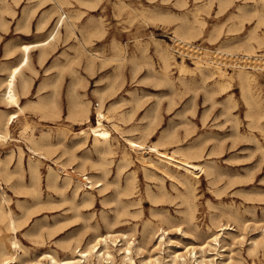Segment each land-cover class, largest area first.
Instances as JSON below:
<instances>
[{"label": "rangeland", "instance_id": "374dc122", "mask_svg": "<svg viewBox=\"0 0 264 264\" xmlns=\"http://www.w3.org/2000/svg\"><path fill=\"white\" fill-rule=\"evenodd\" d=\"M6 1L11 8L0 7V130L2 118L15 110L18 115L0 139V191L7 194L17 229L2 221L0 235L7 241L18 237L17 263L51 250L64 256L71 252L63 247L67 240L112 229L133 240L132 264L160 249L167 257L168 251L199 248L213 233L220 234L218 250L232 255L231 264H264V1L64 0L62 6L57 0ZM61 11L75 22L73 29L61 26L44 59L40 48L32 50L22 109L8 104L2 80L19 61L20 44L44 38ZM43 15L48 23L38 28ZM248 41L256 54L236 55L249 58L222 50ZM213 59L223 60L225 76ZM241 63L250 71L248 83L238 76ZM17 86L22 90L21 76ZM83 100L92 122L100 103L112 115L105 119L112 152L102 155L92 133L80 134L88 129ZM29 134L41 136L45 154L30 149ZM127 136L158 143L176 158L200 153L192 159L205 171L195 176L156 151L131 149ZM30 157L38 161L36 184ZM62 163L74 179L64 186ZM50 167L59 172L61 186L48 184ZM83 172L104 175L105 186L83 184L75 193L76 175ZM187 174L189 187L182 181ZM254 239L260 243L252 250ZM140 244L142 251L135 247ZM113 250L114 264H121L120 250ZM221 258L216 255L217 264Z\"/></svg>", "mask_w": 264, "mask_h": 264}, {"label": "bare ground", "instance_id": "6f19581e", "mask_svg": "<svg viewBox=\"0 0 264 264\" xmlns=\"http://www.w3.org/2000/svg\"><path fill=\"white\" fill-rule=\"evenodd\" d=\"M260 1L262 2L264 0H260ZM63 2H64V0H57V3L60 4L61 6H62ZM0 7H1V9L6 10V9H10L11 5L5 0V2H3V4ZM3 14H4L3 12L0 13V18L2 19V21H4V15ZM29 15H30L29 13H26L27 17H29ZM48 15H49V13H48ZM75 15L76 14L74 12L70 13L71 17H74ZM68 16L69 15L67 13L64 14V12L61 11L59 13V16H58L55 24L53 25L51 30L48 32V34L44 38L39 39V40H35V41L23 42L20 44V49L22 50V55H21L19 61H17L16 63H14L12 65H9V71L3 77V80H2V83L4 85L3 98L8 104H11V105L15 104L20 109H22V105L20 104L21 94L27 93L29 90V79L26 76H24V68L26 66H28L30 63L31 52L33 49L40 48V53H39L40 54V56H39L40 60L44 59L46 52L48 51V50L46 51L47 46L50 45L53 42V40L56 38V36L59 34L61 26H63L65 23L69 30L73 29L75 22L72 19H69ZM67 17H68V19H67ZM47 23H48V18L46 15H43L39 19L37 27L42 28V27L46 26ZM177 37L180 38L181 40L186 41L183 33L177 32ZM254 39L256 40V42H258L259 46L263 44V39L260 36H256ZM80 41L82 42V40H80ZM83 45H85V44H83ZM223 49H225L224 51L228 55H230V57H233V56L237 57L238 56V57H247V58H249L252 53L256 54V50H257L256 45L253 44L251 41L246 42L243 46H228L226 48H222V50ZM222 50H220V51H222ZM241 50H244L245 53H249L250 55L246 56L243 53L236 55L237 54L236 52L241 51ZM7 51H8L7 53L12 52V47H9L7 49ZM95 54H97V53L95 52ZM216 61L214 60V62H216L217 64L213 65V67H215V69L221 74V76L222 75L225 76L226 75V72L224 71L225 69L220 64L221 62H223V60L219 59ZM197 63H199V65H200V62H197ZM244 66L245 65H243L242 63L240 64L238 76L242 82L248 83L249 82V74L248 73L250 71L247 70L246 67H244ZM19 76L22 77V90L18 89V86H17ZM208 96H210V94ZM99 99L102 101L103 96L100 95ZM210 100H211V98H210ZM74 101H76V100H74ZM82 103H83V114L85 117V121L88 122V129H86V128L82 129L80 131V134H83L84 137L87 138L88 134L92 133L93 139H94V141H93L94 148L99 153H101L102 155L109 153V152H112L113 151V147H112V143H111L112 133H111L110 128L107 127V125L105 123V119L111 118L112 115L108 112V110H105V108H103L102 103H100V106L97 108V116H96L97 118H96V121L94 123V121L92 122L89 104L86 103L84 100L81 102V104ZM77 113H79V109L77 110ZM17 115H18V113L15 110V111L9 113V115L5 119L4 118L1 119L2 129L0 130V139L6 138L7 129L10 126V123H12V121L14 120V118ZM29 139L32 142V145L29 146L32 151H36V152L38 151L40 154L46 153L45 151L41 150V148H43L44 145L46 144L41 140L42 139L41 136L37 137V136H35V134L34 135L32 134L29 136ZM126 143L129 145L128 147L131 149L140 150V149L148 148L149 150H153V151H156L157 153H159L161 155L162 159L164 158L167 161L175 160L177 162V163L176 162L175 163L178 166L185 167V169L188 172L195 174V176H199L201 174V172L205 171V167L203 164H201L200 162L199 163L195 162L192 159L196 156H199L200 153L194 154V153L183 152L185 154L184 157L176 158L174 156V154L168 153L165 150H161L158 146V143H150V144L145 143L144 140L141 139L140 137L127 136L126 137ZM45 146H47V145H45ZM48 148L46 147V150H48ZM23 151H24V149L21 148L20 154H19V163L20 164L22 163V161H24L23 160ZM127 154H129V152L127 149H125L124 150V157H126ZM202 154L203 153H201V155ZM61 166H62V169L66 170L65 171L66 175L63 177V182H62V184L64 186L66 184H70L71 182H73L74 179H73L72 174H71L72 170L68 169L64 163H62ZM80 166L81 167L84 166V161L80 164ZM122 166H124V165H122ZM209 167H211V166H209ZM29 171L31 173V176H32L35 184H36L40 179L38 161H36L35 159H33L31 157L29 158ZM59 176H60L59 172L56 169H54L53 167H50L48 170V174H47L48 184L53 185V186L60 185L59 184ZM76 176H77V179L74 182L75 185H73L75 193L78 191V189L83 184H86L89 187L100 186L101 188H103L105 186L104 175H99V174H96L93 172L91 174H85V172H83V174L81 176H79V175H76ZM188 176L189 175L187 174L183 178L182 181L184 183H186L189 187L191 184V179ZM0 185H1V183H0ZM6 195H5L4 191H0V232L3 228L2 221L5 222L4 224L7 228L12 229L13 231L17 229V218L15 217L13 211L10 208H7V206L5 205V201L7 200ZM187 199H189V195H187ZM231 226L229 225L228 227L230 228ZM160 228H161V226L158 228V230ZM165 234H166V229L162 227V232H161L160 238H159L160 243H163V241L165 240L164 239ZM4 237H6V236H4ZM4 237L0 235V263L1 264H88V263L90 264V262H92V260L94 258L97 259L98 264H105V262H112L114 264L115 252H114L113 248L120 250L121 264H132L136 260L134 255H133V240L129 239L128 234L126 232L119 233L118 231L116 232L115 230H112V229L107 230L106 232H102V233L97 232V233L93 234L92 236H90L86 240H83L82 238H79V237L76 238L75 240H67L63 244V247L70 249L71 252L65 254L64 256L59 255L55 250H51V251H46L44 253L42 252L43 254H41L39 256L36 255L34 258L21 260L19 263H17V259L19 258V254L17 253V251H18V247L20 246V241H19L18 237L15 234L11 235L10 237L7 236L8 239H10V241H7V239ZM259 243H258L257 239H254V240H252L251 246L249 248L254 250L257 248ZM219 244H220V234L219 233H213V236L208 240V242L206 244H200L199 248H196L195 245H190L186 248L185 251L184 250L181 251L182 248L180 250H174L173 252L168 251L167 257L164 254H162V250L160 249L156 252L150 253L148 257L141 258L140 261H141V264H163V262H165V261L168 264H179L182 262L187 263V264H194V262H196V264H217L216 255L221 254L222 258L220 260V264H231L232 255H229L228 258L224 257L223 252H220L221 250L220 251L218 250ZM135 247L138 250L143 249L141 244L138 246L135 245Z\"/></svg>", "mask_w": 264, "mask_h": 264}]
</instances>
